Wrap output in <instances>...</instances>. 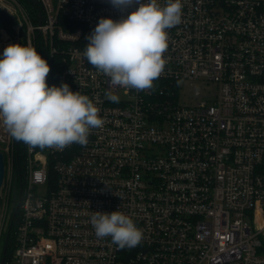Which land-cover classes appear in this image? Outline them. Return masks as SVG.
I'll return each instance as SVG.
<instances>
[{
    "label": "built area",
    "instance_id": "2783aa9c",
    "mask_svg": "<svg viewBox=\"0 0 264 264\" xmlns=\"http://www.w3.org/2000/svg\"><path fill=\"white\" fill-rule=\"evenodd\" d=\"M36 1L32 25L18 0H0L16 30L2 34L0 58L9 44L36 48L39 36L58 58L55 86L88 95L104 123L86 146L23 144L13 264H264V0H181L165 69L147 91L110 87L83 57L100 18L138 5L121 13L109 0ZM163 81L178 85L174 101L154 100ZM120 91L127 99L106 98ZM6 143L0 152L15 162L19 141ZM6 199L0 238L13 214ZM116 210L143 230L138 246L96 237L93 212Z\"/></svg>",
    "mask_w": 264,
    "mask_h": 264
},
{
    "label": "clouds",
    "instance_id": "9594fccd",
    "mask_svg": "<svg viewBox=\"0 0 264 264\" xmlns=\"http://www.w3.org/2000/svg\"><path fill=\"white\" fill-rule=\"evenodd\" d=\"M118 20L100 18L87 36L83 57L109 78L110 87L147 91L163 73L168 31L182 22L181 0H109ZM50 65L32 45L9 44L0 58V123L12 138L30 148L54 150L86 146L92 129L103 126L93 100L67 83L47 84ZM106 98L118 103L117 95ZM98 239L111 238L119 249L138 246L144 236L133 219L120 211H94L90 217Z\"/></svg>",
    "mask_w": 264,
    "mask_h": 264
},
{
    "label": "trees",
    "instance_id": "16d2710c",
    "mask_svg": "<svg viewBox=\"0 0 264 264\" xmlns=\"http://www.w3.org/2000/svg\"><path fill=\"white\" fill-rule=\"evenodd\" d=\"M18 1L27 9L31 17H34L35 23H38L39 21L38 13H40L41 9L37 1L36 0H18ZM36 50L40 53V55L44 59L47 60V62H51L49 57L48 47L43 43L42 39L39 36H37ZM51 63H52V70L47 77V84L49 87L55 86L56 79L58 77V72H57L58 69L56 67V64L58 63V58L54 57ZM157 86L159 92L161 90L163 93L162 95L158 93V96L154 99L155 101L157 102L159 101L160 103H162L165 100H167V98H170L171 101L175 100L176 95L178 93V85L176 83L163 81L160 82V84H157ZM167 94H169V96ZM23 144H24L23 142L19 141L18 148L16 149L15 164L19 177L21 175L22 167L24 165V159H25ZM20 200H21V194L19 191L18 197L16 199L13 208L12 218L8 221V224L3 230V233L0 238V264L3 259H5V264H13L14 254L17 245V231H18L19 223L21 221L20 208H19Z\"/></svg>",
    "mask_w": 264,
    "mask_h": 264
},
{
    "label": "rangeland",
    "instance_id": "374dc122",
    "mask_svg": "<svg viewBox=\"0 0 264 264\" xmlns=\"http://www.w3.org/2000/svg\"><path fill=\"white\" fill-rule=\"evenodd\" d=\"M10 6L6 5V8H9ZM30 15V14H29ZM31 16V15H30ZM30 23L32 25L35 24L34 17H30ZM14 26V25H13ZM12 27H9L5 29L3 32V35L6 34L7 36H11L12 38L16 35V30ZM27 27L24 25L20 31V39L23 41L24 36L26 35ZM6 39V38H5ZM5 41V40H4ZM11 42V41H10ZM5 44L8 43V41L4 42ZM2 48V47H1ZM114 95H117L119 97V101H123L127 99V96L124 94V91H120L119 93H116ZM185 101L188 103V100L185 99ZM10 137V134L8 133L7 129L3 126L2 123H0V151H4V149L7 146V141ZM9 155L6 154V161H5V181L4 185L2 187V191L0 195H3V197H7L6 201V208L11 214L16 199L18 197L19 193V178L18 173L16 170V164L12 160V153L11 149L8 150Z\"/></svg>",
    "mask_w": 264,
    "mask_h": 264
},
{
    "label": "water",
    "instance_id": "95a60500",
    "mask_svg": "<svg viewBox=\"0 0 264 264\" xmlns=\"http://www.w3.org/2000/svg\"><path fill=\"white\" fill-rule=\"evenodd\" d=\"M14 19L15 17L11 13L0 8V44L2 41L3 31L11 26ZM4 181H5V159L3 154L0 152V192L4 185ZM1 264H5V259L2 260Z\"/></svg>",
    "mask_w": 264,
    "mask_h": 264
},
{
    "label": "bare ground",
    "instance_id": "6f19581e",
    "mask_svg": "<svg viewBox=\"0 0 264 264\" xmlns=\"http://www.w3.org/2000/svg\"><path fill=\"white\" fill-rule=\"evenodd\" d=\"M1 48V47H0Z\"/></svg>",
    "mask_w": 264,
    "mask_h": 264
}]
</instances>
